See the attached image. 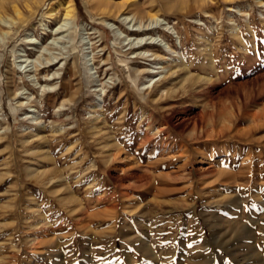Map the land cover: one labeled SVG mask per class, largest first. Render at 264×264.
<instances>
[{"label":"rangeland","instance_id":"obj_1","mask_svg":"<svg viewBox=\"0 0 264 264\" xmlns=\"http://www.w3.org/2000/svg\"><path fill=\"white\" fill-rule=\"evenodd\" d=\"M0 18V264H264V0Z\"/></svg>","mask_w":264,"mask_h":264},{"label":"bare ground","instance_id":"obj_2","mask_svg":"<svg viewBox=\"0 0 264 264\" xmlns=\"http://www.w3.org/2000/svg\"><path fill=\"white\" fill-rule=\"evenodd\" d=\"M61 8L63 9V12H64V21H66V20H69V19H71V17H72V14H73V8H72V6H71V4L70 3H65V4H63V5H61ZM57 9V8H56ZM62 13V12H61ZM62 15V14H61ZM154 19V18H153ZM157 20V19H156ZM155 20V21H156ZM0 23H2V24H6V22L3 20V18H0ZM67 23V22H66ZM157 23H159V21L157 20ZM159 25V24H158ZM164 24H162V26H163ZM63 26H65V25H63ZM63 26H60V27H58L57 29H56V31L54 32V33H52L53 35H58V34H61L62 32H64V31H62V28H63ZM161 26V25H160ZM139 27V26H138ZM154 27H156V26H154ZM168 29H170L168 26H166ZM144 28V27H143ZM150 28V27H149ZM153 29V28H152ZM145 30H147V29H142L141 27H139V29H135L134 31H133V33H135V34H138V33H142L143 31L145 32ZM151 30V29H150ZM149 30V31H150ZM163 30V29H162ZM166 30V29H165ZM152 32V31H151ZM7 34V33H6ZM134 34V35H135ZM148 34V33H147ZM151 35V34H150ZM161 39V38H160ZM130 40H132V39H130ZM129 40V41H130ZM158 39L157 38H153V37H147V38H139V39H134V40H132V42L130 43L131 44V47L132 48H138V46H142V47H144L143 45H157V46H159V47H161V44H160V42L161 41H157ZM163 40V39H162ZM133 41H135V43L133 42ZM128 45V44H127ZM155 45V46H156ZM130 47V46H129ZM131 47H130V49H131ZM163 47H164V49L165 50H167L168 52H171V53H175V52H173L172 51V49L170 48V46H169V44H167V43H165L164 45H163ZM136 48V49H137ZM156 49V48H155ZM158 50V49H157ZM163 50V49H162ZM164 50V51H165ZM147 51H148V49H147ZM149 52H150V50H149ZM149 52H146V49H145V53L147 54V53H149ZM160 52V51H159ZM166 52V51H165ZM144 53V52H143ZM151 53V52H150ZM153 53V52H152ZM140 54V53H139ZM138 54V55H139ZM150 55V54H149ZM155 55H156V53H155ZM151 56H153L154 57V55H151ZM139 57V56H138ZM155 57H157V56H155ZM142 58V57H141ZM52 63V59L50 60L49 59V61H47V63L46 64H51ZM41 65V63L39 64V62H38V64L37 63H34V68H35V70H37L38 69V66H40ZM53 76H57L56 74H53Z\"/></svg>","mask_w":264,"mask_h":264}]
</instances>
